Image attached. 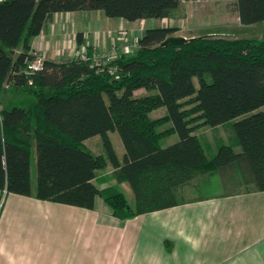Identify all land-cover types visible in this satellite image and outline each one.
<instances>
[{"label":"trees","instance_id":"1","mask_svg":"<svg viewBox=\"0 0 264 264\" xmlns=\"http://www.w3.org/2000/svg\"><path fill=\"white\" fill-rule=\"evenodd\" d=\"M183 2L0 0V205L17 194L93 210L101 197L115 217L128 220L264 191V39L201 35L162 46L179 28L157 26L144 31L134 54L107 64L77 56L46 59L42 70H29L33 40L56 13L101 10L127 21L161 20L173 17ZM233 4L243 25L264 22V0ZM77 43L84 44L81 32ZM19 93L34 102L6 100ZM160 107L166 113L153 118ZM245 114L233 124L237 145L223 144L209 158L195 130ZM113 130L123 141L122 157L111 140ZM172 134L178 140L163 145ZM94 136L101 137L104 154L85 144ZM108 166L115 184L102 186L97 172ZM217 175L223 192L191 194L210 187ZM122 183L131 187L134 203L118 187Z\"/></svg>","mask_w":264,"mask_h":264},{"label":"crops","instance_id":"2","mask_svg":"<svg viewBox=\"0 0 264 264\" xmlns=\"http://www.w3.org/2000/svg\"><path fill=\"white\" fill-rule=\"evenodd\" d=\"M83 13L54 14L32 50L57 62L83 49L107 53L115 43L111 30L128 26L99 24L93 34L91 27L81 29ZM112 171L111 166L105 174L98 171L97 179L112 178ZM0 223V264H264V191L190 202L128 220L115 217L101 197L90 210L8 194Z\"/></svg>","mask_w":264,"mask_h":264},{"label":"rangeland","instance_id":"3","mask_svg":"<svg viewBox=\"0 0 264 264\" xmlns=\"http://www.w3.org/2000/svg\"><path fill=\"white\" fill-rule=\"evenodd\" d=\"M234 1L235 0H184L180 7L174 12L173 17L161 20L148 18L140 19L137 21H127L122 18L107 17L101 10L85 11V14L83 13L84 15L82 16L85 20V23L80 25L81 29H84L87 26V32L90 31L91 27L93 34L99 24L100 26H102L103 24L112 25L121 23L128 25L127 27L121 26L117 30L113 29L114 32L113 30H111L112 34L115 35V43L111 45L109 52H99L98 54L96 52H93L92 55L102 57V60L100 62H102L103 64H106V62L109 63L110 60H112L107 59V57L110 55L112 50H114V48L119 55L121 53H125V51H129L128 53L134 54L138 47V39L144 34V31L150 27L166 25L177 26L179 28V31L175 35L185 36L187 38L201 35H212L228 38H255L263 40L264 22L243 25L240 22L238 14L234 8ZM79 22H81V19L79 20ZM121 31H128V33L126 34L127 37H124V39L120 38L122 36V34L120 33ZM83 51L85 50L83 49L81 52ZM87 51L88 49L86 50V52ZM93 62L96 63L95 60H93ZM6 100L9 103L14 104H30L34 102V97L28 93H19L13 94L12 96L6 98ZM165 113L166 108L160 107L159 109L154 110L151 113V116L153 118H156L161 115H164ZM245 116H247V114L242 115L239 118L233 119L231 121H228L222 125H202L200 128H197L198 131L196 134L199 135L204 150L209 158L215 156L218 152L219 147L223 144L237 145L238 140L234 132L233 124L235 121ZM169 126V124L166 125V127ZM110 136L116 151L119 153L120 157H122L123 154H121V150L123 149L124 144L121 139V136L119 135L117 130L111 131ZM177 140V134H172L165 137L164 140H162V144L168 145L170 143L176 142ZM97 142H99V144ZM86 144L87 147H89L94 154L105 153L100 136H94L89 138V140L86 141ZM236 149L239 150L240 147L236 146ZM36 161L37 154L34 147L32 156V177L34 179V183L36 180L37 173ZM105 173H107L106 169L99 170V174ZM97 180L99 184L103 183L105 184V186L115 184L114 180L112 178H109L108 175L105 176V179L102 178L100 175ZM125 185L126 187H124L123 185H119L118 187L125 191L128 195L129 200L134 203V193L129 184L125 183ZM224 189H226V187L223 184L221 177L217 175L213 178L210 187L204 188L203 190L201 189L196 192H192L191 194L193 196L196 194H217L223 192ZM3 202L4 201H2L0 205V213L5 206V202Z\"/></svg>","mask_w":264,"mask_h":264},{"label":"built area","instance_id":"4","mask_svg":"<svg viewBox=\"0 0 264 264\" xmlns=\"http://www.w3.org/2000/svg\"><path fill=\"white\" fill-rule=\"evenodd\" d=\"M120 33L122 34V36L120 38L124 39V37H127L126 34L128 33V31H121ZM128 52L129 51H125V53H121L119 55L118 52L115 51V48H114V50H112L110 55L108 57L106 55V57L109 60L110 59L114 60L117 57L121 56L122 54H127V55H132L133 54V53L130 54ZM78 57H80V58H82L84 60H89V59L91 60L92 59V60H95L96 63H102V62H100L102 60V57H99L97 55H93L91 57V56H89L88 51L86 52V49L83 52H79ZM45 60H46V57L44 56V54L36 53L35 54V58L30 62L29 66H28L29 70L31 72H38V71L42 70V68L44 67ZM106 64H107V62H106Z\"/></svg>","mask_w":264,"mask_h":264},{"label":"water","instance_id":"5","mask_svg":"<svg viewBox=\"0 0 264 264\" xmlns=\"http://www.w3.org/2000/svg\"><path fill=\"white\" fill-rule=\"evenodd\" d=\"M189 40V38L185 37V36H179V35H172L167 37L162 43V46H166L170 43H175V44H180V43H184L187 42Z\"/></svg>","mask_w":264,"mask_h":264}]
</instances>
